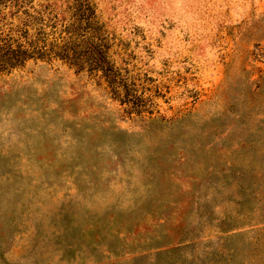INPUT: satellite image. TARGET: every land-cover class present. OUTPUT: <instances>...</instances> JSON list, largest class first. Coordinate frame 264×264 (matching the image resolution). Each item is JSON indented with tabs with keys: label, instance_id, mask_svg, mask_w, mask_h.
<instances>
[{
	"label": "rangeland",
	"instance_id": "obj_1",
	"mask_svg": "<svg viewBox=\"0 0 264 264\" xmlns=\"http://www.w3.org/2000/svg\"><path fill=\"white\" fill-rule=\"evenodd\" d=\"M80 4L113 80L0 52V264H264V0H0V47Z\"/></svg>",
	"mask_w": 264,
	"mask_h": 264
},
{
	"label": "trees",
	"instance_id": "obj_2",
	"mask_svg": "<svg viewBox=\"0 0 264 264\" xmlns=\"http://www.w3.org/2000/svg\"><path fill=\"white\" fill-rule=\"evenodd\" d=\"M73 14H75V20L64 31L70 36L67 37L62 46L39 45L40 43L44 44V42L40 39H38L39 41L31 40V38L26 39H30V41L16 43L14 47L5 44L0 47V52L5 54L2 62L18 65L33 55H36L38 59L53 57L66 60L78 69L85 66L92 71L100 70L106 79L113 80L115 78L114 71L108 61L105 49L99 44L90 42L92 39L87 25L93 15L91 8L88 4H80L73 9ZM54 25V23H51V26L43 23L38 29L40 35H42L41 32L44 31V28H52ZM72 35H74L75 40H78V43L72 42Z\"/></svg>",
	"mask_w": 264,
	"mask_h": 264
}]
</instances>
